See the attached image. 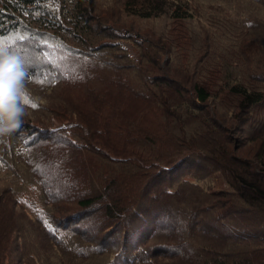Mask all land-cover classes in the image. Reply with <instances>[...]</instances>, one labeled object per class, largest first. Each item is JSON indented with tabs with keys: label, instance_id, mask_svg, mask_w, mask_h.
Returning <instances> with one entry per match:
<instances>
[{
	"label": "rangeland",
	"instance_id": "obj_1",
	"mask_svg": "<svg viewBox=\"0 0 264 264\" xmlns=\"http://www.w3.org/2000/svg\"><path fill=\"white\" fill-rule=\"evenodd\" d=\"M80 2L35 0L20 15L18 27L12 25L0 31V48L23 61L26 88L37 105L27 107L21 126L0 139V264H84L81 251L87 252L90 245H99L101 240L107 241L106 257L123 248L122 227L113 234L119 214L107 218L104 200L83 207L78 202V195H86L81 178L75 183V176L82 174L81 164L75 165L79 158H85L87 175L83 174V180L89 190L88 178L96 187L106 172L102 168L110 163L103 157V138L92 137L77 114L82 112L81 102L89 104V87L85 88L103 84L104 60L119 63L123 66L120 73L130 76L139 88L147 85L152 96H159L166 82L177 81L182 98L195 99L192 83L206 85L211 97L201 105L196 98L200 107L194 122L204 130L209 121L218 131L224 128L236 147L233 162L243 163L247 172L264 182L263 169L256 166L264 151V102L250 113L240 111L241 97L229 90L241 85L264 95V0H83L79 6ZM111 44L119 45L115 48ZM143 54L149 57L142 58ZM71 72L78 77L73 83ZM85 75H90L92 83L82 89L76 81ZM117 75L121 74L109 77L110 85ZM66 98L74 99V105L65 103ZM143 133L151 149L159 147L153 144L154 135L146 129L140 135ZM212 136L220 135L215 132L206 145H199L212 146ZM70 145L76 148L72 151ZM210 159L207 152H202L198 160L168 168L170 173L153 177L150 184H144L148 168L137 167L131 161L135 191L140 194L142 187L144 190L140 194L142 204H157L167 189L176 191L180 187L186 188L183 197L192 200H201L207 193L219 194V206L199 215V226H187L188 216L195 215L194 209H186L190 205L180 207H185L182 215L169 214L168 219L152 216L144 224L135 221L130 237L134 254L126 247L131 258L148 240L166 247L183 240L188 249L180 255L172 253L184 260H194L201 247L207 250L202 253L200 249L203 258L227 264L246 260L264 264V210L246 213L244 207L250 206H244L238 196L232 197L237 187L230 170L220 169ZM142 161L138 162L144 165ZM195 177L198 189L189 186ZM64 180H70L71 186ZM208 205L203 201L194 208ZM176 210L171 208L170 212ZM184 223L179 239L166 234ZM131 225L127 223L126 228ZM72 229L77 232L72 234ZM57 237L62 249H70L79 238L80 246L75 249L81 258L56 252L59 246L53 241ZM96 255L89 262L101 264V254ZM167 255L153 257L158 264H179L177 258Z\"/></svg>",
	"mask_w": 264,
	"mask_h": 264
},
{
	"label": "trees",
	"instance_id": "obj_2",
	"mask_svg": "<svg viewBox=\"0 0 264 264\" xmlns=\"http://www.w3.org/2000/svg\"><path fill=\"white\" fill-rule=\"evenodd\" d=\"M80 1L79 6H82L83 0ZM33 3H35V0H0V31L5 32V29L7 27L9 29L12 25L15 26L14 28L18 27L20 15L25 12L28 4ZM150 15L152 14H145V16ZM177 16L185 17L186 14L181 15L178 13ZM0 36L2 35L0 34ZM111 45V47L117 48L116 46L119 44ZM141 57H149V55L143 54ZM103 62L104 68H106V70L103 71L105 76L103 77V84L98 87L91 85L85 88L86 91L89 87V92L87 93V102H89V104L83 105V102H81L80 109L82 112H78L77 114L79 115L82 124L87 125L90 129L92 137L97 139L103 138V145L106 148L103 157H106L111 165L107 164L109 167L105 166L102 168L106 172L104 178L101 179L96 187H94L92 180L88 178V184L91 188V190H89L87 184L83 180V174H86L87 171L85 158H79L75 165L79 166L81 164L82 174L81 176H75V183H78L81 178L83 189L86 194L83 196L86 197L78 195V197H80L78 202L83 207H90L94 205L96 201L104 200V210L107 218L114 217L116 213L119 214V220L114 226L115 229H113V234L116 230L122 227L125 232L121 240L123 248L115 251L114 256V252H110L112 255L106 257L105 252H109L108 246L106 245L107 241L101 240L99 245H90L87 252L81 251V258L78 256L75 249V246H80L77 244L79 238H76L73 241L74 246L70 247V249H62L60 248L62 242L57 237L55 241H53L54 238H51V241L59 246L55 249L56 252L60 254L61 252L68 253L69 256L72 255L73 258L78 256L85 261L84 264H92L89 262V258L98 256L96 254H101V264H117L118 261H120V263L122 261H129L125 264H158L153 256H157L160 253H164L165 256L168 254V257L174 256L177 258L175 260L179 262V264H227L224 261L203 258L200 252L201 247L197 248L199 256L194 260H184L185 258L177 257V254L180 255L182 251L188 249V244L183 240H179L176 244L171 243L170 245H167V247L162 244L158 246L153 245L148 243V240L143 243L142 250L133 258L126 253L127 247L128 251L134 254L133 251L135 247H132V244L130 246V237L133 233L132 228H134L135 221L139 224H144V222L148 221V219L150 220L149 217L152 216H155L154 218H156V216L162 215L168 219L169 214L182 215L185 207L183 210H181L180 207L183 205L186 207L190 205V207H187L186 209H194L193 214L195 215L191 216L189 215L190 213H187L189 215L187 226L195 224L199 226L201 221L198 220V216L212 212L211 210L215 206H219L216 202L219 194L207 193V195L201 200H192L185 196L183 197V191L186 189L184 187H180V189L176 191L167 189V194L161 198L157 204L153 205L150 203L149 206L145 203L142 204L140 194H142L144 190L142 187L140 194L139 190L135 191V173L132 172L129 167L131 166V161L136 162L137 167L148 168V181L144 184H150L151 180L154 179L153 177L160 178L162 175L170 173V171L167 170L168 168L176 169L183 167L186 161L191 159L198 160V157H200L202 152H207L211 156V159L214 160V163L219 165L220 169L223 168L222 170H230V176H232L237 187L234 191L237 192V194H232V197L238 196L237 198L242 200L244 206H250L244 207L246 213H259L264 210V182L257 179L253 172H247L245 170L246 168L243 167V163L237 165L233 162L236 147L234 148L230 143V137L227 135L224 128H221V130L218 131L216 130L213 121H209L206 124L207 129L204 130L200 129V126L194 122V120L198 119L195 111L200 107H197V101L201 105L211 97V91L206 85L197 82L192 83L195 92V99H184L181 96L182 91L179 83L175 81L176 78H173V80L175 79V82H166V88L161 89L159 96H157L156 93L152 96L151 88L148 89L147 85L142 84L139 88V84H135L130 76H123L119 71L123 69V66L119 63H110L106 60ZM110 72L112 74H121L117 75L116 78L112 77V85L109 84V77L112 75ZM77 78L78 77L71 72L70 82H75ZM97 78H99V76H97ZM127 80L130 81V83ZM76 82H78L83 89L84 86L92 83V79L90 78V75H85L81 80L78 79ZM79 90L82 91L81 89ZM229 90L241 97L240 108L238 107L240 111H248L250 113L255 106L257 107L264 102V95L262 92H252L241 85H233ZM66 99H64L65 103H73L74 105V99ZM76 104L80 107V103L77 102ZM142 129H146V131L155 136V142L153 144L159 145L158 148L151 149L150 146H148V142L150 141L146 140L148 141L146 142L144 140L147 134L143 133V136L140 135ZM215 132L220 136H212V146L199 145L200 143L206 145L208 137ZM118 139H121L122 141H118ZM72 147L73 146L70 145V148ZM75 148L76 147H73L71 150L73 151ZM260 155L256 166L263 169L264 172V151H262ZM140 158H143L145 162ZM138 161H142L144 165H141ZM86 164L89 165V163ZM233 165H235V167H233ZM165 170L167 171L165 172ZM197 180L198 179L195 177L189 183V186L198 189L199 184L197 183ZM64 182L65 184H68L67 186H71L69 183L70 180H64ZM140 182L141 179L137 182L138 188ZM79 186L81 187L80 184ZM57 198H59V196ZM203 201L209 204L206 208H194L196 203H202ZM171 208L172 210H177L170 212ZM146 211L149 212L146 214ZM180 218L182 217L180 216ZM119 222H123V226ZM127 223H132L133 225L126 228ZM171 224L173 223L170 221V225ZM182 225L183 226L175 230L177 232L169 230L166 234H170L179 239L177 236L181 235V232L185 228V223ZM233 227L234 225L230 227V232ZM235 230L236 229H234V231ZM73 232H77L76 229H72V234H75ZM161 234L162 231L158 236L160 239ZM173 237H171L169 242L172 241ZM88 242L92 241L89 240ZM191 250H193V248H191ZM173 251H176L177 254L172 253ZM201 251L203 253L207 250L202 248ZM33 256L36 261L37 256ZM233 264L255 263L254 261L246 260Z\"/></svg>",
	"mask_w": 264,
	"mask_h": 264
},
{
	"label": "clouds",
	"instance_id": "obj_3",
	"mask_svg": "<svg viewBox=\"0 0 264 264\" xmlns=\"http://www.w3.org/2000/svg\"><path fill=\"white\" fill-rule=\"evenodd\" d=\"M26 69L20 57L0 48V139L22 124L27 107L36 105L26 88Z\"/></svg>",
	"mask_w": 264,
	"mask_h": 264
},
{
	"label": "snow or ice",
	"instance_id": "obj_4",
	"mask_svg": "<svg viewBox=\"0 0 264 264\" xmlns=\"http://www.w3.org/2000/svg\"><path fill=\"white\" fill-rule=\"evenodd\" d=\"M37 107V105H33V108H36Z\"/></svg>",
	"mask_w": 264,
	"mask_h": 264
}]
</instances>
